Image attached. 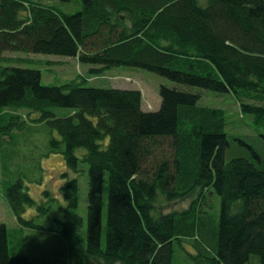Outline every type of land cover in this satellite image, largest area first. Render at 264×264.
<instances>
[{"label":"trees","instance_id":"16d2710c","mask_svg":"<svg viewBox=\"0 0 264 264\" xmlns=\"http://www.w3.org/2000/svg\"><path fill=\"white\" fill-rule=\"evenodd\" d=\"M80 2L64 13L35 0H0V63L19 61L5 51L55 54L77 58L90 75L136 67L230 93L244 124L264 139V0ZM158 93L159 107L143 110L138 89L75 79L44 85L36 68L0 64V131L23 125L17 110L37 112L58 135L48 153H60L74 172L87 165L90 264H173L175 249L194 264H246L251 255L264 264V156L245 144L248 155H231L224 109L199 105L198 93L165 85ZM60 189L66 208H75L77 178ZM184 196L186 208L156 211ZM4 197L17 230L44 229L37 219L48 215L47 202L34 200L20 178ZM28 208L36 215L24 218ZM54 223L50 230L67 238L69 225ZM22 246L19 239L9 247L0 223V264H31Z\"/></svg>","mask_w":264,"mask_h":264},{"label":"rangeland","instance_id":"374dc122","mask_svg":"<svg viewBox=\"0 0 264 264\" xmlns=\"http://www.w3.org/2000/svg\"><path fill=\"white\" fill-rule=\"evenodd\" d=\"M35 1L58 8L64 13H74L81 7L80 0ZM3 54L9 60L19 61L0 64L36 68L40 71V81L44 85H60L75 79L85 86L138 89L141 92L143 110H156L159 107L160 85L177 86L196 92L200 96L199 105L224 109L227 118L225 131L231 155H248L245 144L264 156V139L244 124L247 117L244 116L243 119L238 103L230 93L178 85L163 76L136 67H113L99 75H90L87 71L88 65L79 63L75 57L20 51H5ZM53 111L56 115H66L69 108L53 107ZM17 113L22 116L23 125L20 128L12 125L3 129L6 134L0 131V223H4L8 229L9 247L12 248L21 239L23 254L31 264H88L91 261L86 259L84 249L87 165L79 162V171L68 170L60 153H48V140L51 137L58 138L56 131L45 121L39 120L37 112L19 109ZM82 152V148L76 150L77 155ZM227 156H230L229 152ZM74 177L77 178V205L73 209H67L60 187L66 179ZM18 178L23 181L26 191L34 200L38 203L47 202V217L37 219L44 229L17 230L18 226L5 200L4 190ZM213 196L214 207L218 210L219 198L215 194ZM189 200V196H184L171 202L161 201L156 205V211L180 210L187 207ZM34 215L35 208H28L23 214L24 218ZM54 219H61L69 225L67 238L50 230L55 227ZM177 250H174L173 264H194L183 252L182 257H177ZM246 264H258L257 257L251 255Z\"/></svg>","mask_w":264,"mask_h":264}]
</instances>
